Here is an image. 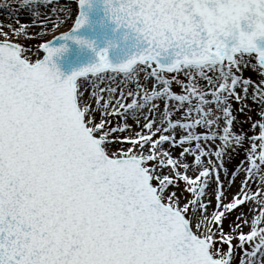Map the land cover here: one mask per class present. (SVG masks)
I'll return each instance as SVG.
<instances>
[{"label":"snow or ice","instance_id":"1","mask_svg":"<svg viewBox=\"0 0 264 264\" xmlns=\"http://www.w3.org/2000/svg\"><path fill=\"white\" fill-rule=\"evenodd\" d=\"M2 7L0 264H264V0Z\"/></svg>","mask_w":264,"mask_h":264},{"label":"water","instance_id":"2","mask_svg":"<svg viewBox=\"0 0 264 264\" xmlns=\"http://www.w3.org/2000/svg\"><path fill=\"white\" fill-rule=\"evenodd\" d=\"M5 2L6 0H0V22L6 20L9 16V9L2 7ZM72 7L73 11L76 12L77 8L75 0L72 1ZM16 16L22 21L28 19L27 15L23 12L16 13ZM62 30H67V26ZM84 55H86L84 61L90 59V53L79 51L74 43L68 42V50L58 56H54L52 62L56 65L61 76H66L75 70V68H78Z\"/></svg>","mask_w":264,"mask_h":264},{"label":"bare ground","instance_id":"3","mask_svg":"<svg viewBox=\"0 0 264 264\" xmlns=\"http://www.w3.org/2000/svg\"><path fill=\"white\" fill-rule=\"evenodd\" d=\"M243 75H244V76H250V75H252V73L249 72V71H245V72L243 73Z\"/></svg>","mask_w":264,"mask_h":264},{"label":"rangeland","instance_id":"4","mask_svg":"<svg viewBox=\"0 0 264 264\" xmlns=\"http://www.w3.org/2000/svg\"><path fill=\"white\" fill-rule=\"evenodd\" d=\"M240 119H243V115L242 114L240 115ZM244 127H245V129H247L248 126L245 125Z\"/></svg>","mask_w":264,"mask_h":264}]
</instances>
